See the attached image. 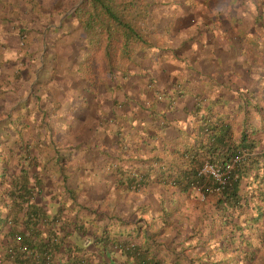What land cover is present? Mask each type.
Listing matches in <instances>:
<instances>
[{
  "label": "trees",
  "instance_id": "1",
  "mask_svg": "<svg viewBox=\"0 0 264 264\" xmlns=\"http://www.w3.org/2000/svg\"><path fill=\"white\" fill-rule=\"evenodd\" d=\"M30 1L33 9L28 4L24 17L41 19L46 26L67 8L43 9L39 0ZM54 1L74 5L63 20L70 22L65 31L76 30L82 41L70 78L81 88L70 89V96L63 98L64 91L47 90L49 78L39 74L24 103L25 113H34L35 107L40 114L35 124L39 138L21 134L8 139L12 152L5 161L13 167L9 170L10 165L0 164V264H91L95 260V264H112L100 256L112 260L116 254L131 264H167L157 252L170 250L176 242L183 243L180 251L192 253L193 248L203 247L200 257L212 264H264V66L255 85L239 94L238 106L215 105L202 111L204 104L195 103L187 111L191 119L178 129L185 132L184 141L172 143L170 153L154 147L144 153L139 145L143 140H126L122 119L135 112L164 117L185 92L180 89L175 97L169 91L164 106L156 108L166 93L147 71V88L154 93L140 107L127 108L125 98L107 95L110 82L117 85L133 74L135 68H131L142 66L144 55L161 53L157 49L161 32L153 9L158 0ZM28 23L19 30L21 45L32 40V34L41 33L42 22ZM62 27L47 26L53 32ZM252 58L244 60L251 63ZM30 100L36 106L29 105ZM19 109L1 105L0 115L11 117ZM239 113L240 119L234 115ZM83 116H88V132L81 130L86 123ZM116 119L120 120L119 147L128 141L129 147L138 144V148L120 147L114 156L98 146L96 126L105 123L107 131V123ZM7 120L0 126L9 130L8 135L30 126ZM14 145L21 151L15 152ZM31 145L45 150L32 154ZM104 153L106 158L99 160ZM69 160L73 166L67 175L64 169ZM49 162L56 165L55 186L39 170L50 166ZM206 162L227 170L224 182L203 170ZM99 181H104L100 188L95 185ZM110 210L117 215L102 219L101 212ZM121 211L128 213V220L117 218ZM127 225L137 235L142 232L144 242L119 238L114 228ZM179 256L170 257L169 262L183 264Z\"/></svg>",
  "mask_w": 264,
  "mask_h": 264
},
{
  "label": "crops",
  "instance_id": "2",
  "mask_svg": "<svg viewBox=\"0 0 264 264\" xmlns=\"http://www.w3.org/2000/svg\"><path fill=\"white\" fill-rule=\"evenodd\" d=\"M39 2L44 7L43 9L53 6L67 7L63 14L54 15L52 21L47 25L56 26V28L63 25L61 31L48 30L41 19L31 21L30 18L24 17L22 11L28 4L33 9L32 1L0 0V83L4 82L0 90V106H10L11 104L14 107L20 106L19 114H11V117L5 113L0 115V123L7 119V121L13 119L20 126L27 125L25 123L30 125L22 127L20 131H10V135L6 134V131L9 130L0 126V164L6 168L10 165L9 170L13 167L10 161H15V158L9 159L10 164L5 161L8 160L9 153L12 152L8 145V139L20 137L21 134L24 137L29 135L34 140L39 138V134H37L39 128L35 124L40 119V114L36 112L35 107L33 108L34 113H25L24 109V103L30 96L38 75L42 74L45 78L47 77L46 79L49 78L45 87L47 90L62 89L64 91L63 98L69 97L72 90L76 91V88H81L79 84L71 83L70 78L77 66L75 58L81 56L82 53V41L78 40L76 30L65 31L70 22L63 20L74 5H65L63 2L55 3L54 0H39ZM153 9L161 32L159 41L162 43L159 48H156L160 49L161 53L155 56L152 53L144 55L141 60L142 66L131 68H135L133 74L120 79L117 85L111 81V89L109 87L111 93L108 92L107 96L125 98L126 104H128L127 108L140 107L143 105V101L146 98L151 99L154 93V89L147 88V76L145 75L147 71L154 75L156 82L166 93L164 100L155 104L156 108L164 106L165 100L170 97L169 91L177 97L178 91L183 90L185 93L177 97L174 110L168 112V115L164 117L135 112L129 113L122 119L124 123L122 126L126 129L127 134L126 140L137 142L143 140L139 145L145 151L144 153H149L151 147L157 151L170 153L172 143L185 140V132L181 133L178 129L183 128L184 124H187L191 119V115L187 114V111L194 108L195 103L204 104L202 111H207L208 106L214 109L215 105L216 107L233 106L234 104L238 106L241 99L239 94L255 85L259 76L258 72L264 66V0H173V2L158 0L154 3ZM41 15L44 16V13L41 12ZM19 17L21 19H18ZM50 17L48 16V18ZM27 22H29L28 26H36L42 22L41 33L32 34V40H28L26 37L27 43L21 45L19 30ZM244 50H247V53ZM249 52L250 54H248ZM44 53H46L45 58ZM250 55L254 61L250 63V68L243 72L242 61L246 58L250 59ZM38 59L40 60L39 64L37 63ZM14 74H19L20 77L18 78L19 75L14 76ZM11 97L14 99L11 100ZM230 98H235V100L230 103ZM32 103L36 106L34 100H30L28 104ZM234 115L238 119L241 117L240 113ZM82 118L86 120V123L81 125V130L85 129L88 132L90 130V125L87 126L88 116ZM119 122L120 120L116 119L115 122L107 123L110 125V130L107 129V131L103 127L105 123L103 126H96L100 130L96 133L99 136L96 138L98 146L114 156L120 147L138 148V144L129 147L128 141L127 145L123 144L119 147L117 131ZM100 123L102 124V121ZM151 123L154 125L152 126ZM119 134L121 133L119 132ZM100 137L102 138L100 139ZM120 139L124 143V138ZM44 150L39 146L31 145L29 151L36 154ZM14 151H21V149L14 145ZM104 154L100 155L99 160L106 158V153ZM49 163L50 166L41 167L39 170L44 172V179L51 181L52 183L49 184L55 186L57 177L54 168L56 165L52 162ZM71 165L73 166V163L69 160L66 170L64 169V173L67 175L72 171ZM67 181L71 182V177H68ZM102 182L104 181L95 183L96 187L100 188ZM105 193L96 194L99 197V194L104 195ZM111 196L114 198L113 194ZM84 197L86 195L80 199L82 200ZM101 213L104 220L112 218L116 214L111 210ZM127 214V212L121 211L118 215L120 217L117 218L128 220ZM114 231L119 238L130 239L137 243L144 242L143 233L137 235L132 225H127L125 228L123 226L116 227ZM182 244V242H176L174 245H170V250L165 251L161 248L157 253L166 259L167 264H172L169 262L172 259L170 257L177 255H180L177 258L183 264H212L208 259L203 260L204 257H200L204 250L203 247L193 248L194 251L191 253L190 249L180 251ZM184 254L187 257H183ZM100 259L107 260L112 264H131L125 262L124 256L118 254L112 260H109L106 255L100 256ZM94 262L96 260L91 264H95Z\"/></svg>",
  "mask_w": 264,
  "mask_h": 264
},
{
  "label": "built area",
  "instance_id": "3",
  "mask_svg": "<svg viewBox=\"0 0 264 264\" xmlns=\"http://www.w3.org/2000/svg\"><path fill=\"white\" fill-rule=\"evenodd\" d=\"M203 170L213 174L219 181L224 182L227 176V170L222 168H216L210 163L206 162L203 166Z\"/></svg>",
  "mask_w": 264,
  "mask_h": 264
},
{
  "label": "rangeland",
  "instance_id": "4",
  "mask_svg": "<svg viewBox=\"0 0 264 264\" xmlns=\"http://www.w3.org/2000/svg\"><path fill=\"white\" fill-rule=\"evenodd\" d=\"M172 2H173V0H171ZM250 68V63H249V61L248 60H244L243 62H242V71L244 72V71H246L247 69H249ZM171 85H172V83H171ZM172 96H173V94H172Z\"/></svg>",
  "mask_w": 264,
  "mask_h": 264
}]
</instances>
